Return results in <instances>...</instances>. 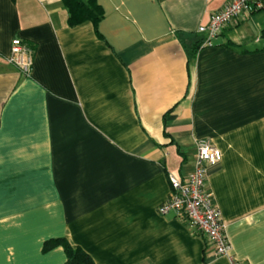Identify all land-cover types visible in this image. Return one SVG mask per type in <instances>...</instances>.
Here are the masks:
<instances>
[{"label": "crops", "instance_id": "0c3cea01", "mask_svg": "<svg viewBox=\"0 0 264 264\" xmlns=\"http://www.w3.org/2000/svg\"><path fill=\"white\" fill-rule=\"evenodd\" d=\"M97 1V27H70L62 0H0V264H66L43 251L64 238L96 264H231L159 213L200 141L231 256L264 264V9L201 46L231 0Z\"/></svg>", "mask_w": 264, "mask_h": 264}, {"label": "built area", "instance_id": "2783aa9c", "mask_svg": "<svg viewBox=\"0 0 264 264\" xmlns=\"http://www.w3.org/2000/svg\"><path fill=\"white\" fill-rule=\"evenodd\" d=\"M263 9L264 0H231L221 11L211 16L208 24L199 28L198 32L205 38L204 46H211L212 41L230 23L239 24ZM7 62L26 76L32 73L33 55L21 40H13ZM221 160L222 152L217 147L208 141L198 142L194 170L182 178L169 175L172 191L169 199L159 207V213L163 216L173 213L178 219L186 221L213 246L217 257H227L231 264H239L230 254L231 243L226 232L227 226L214 194L207 186L210 169Z\"/></svg>", "mask_w": 264, "mask_h": 264}, {"label": "trees", "instance_id": "16d2710c", "mask_svg": "<svg viewBox=\"0 0 264 264\" xmlns=\"http://www.w3.org/2000/svg\"><path fill=\"white\" fill-rule=\"evenodd\" d=\"M62 2L69 13L68 24L70 27L77 26L86 21L92 22L97 27L104 17L103 8L97 0H62ZM204 41L205 39L201 40L196 45L201 43V46H203ZM261 50L264 51V47ZM194 55L195 54H193L192 57H194ZM56 247H62L64 249L67 256L66 264H96L92 257L82 248L74 247L65 238L47 241L43 251L49 252Z\"/></svg>", "mask_w": 264, "mask_h": 264}]
</instances>
